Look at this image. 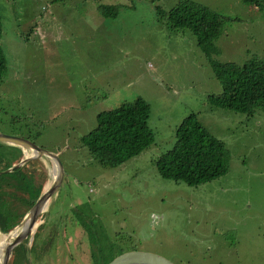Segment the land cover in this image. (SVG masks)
Returning a JSON list of instances; mask_svg holds the SVG:
<instances>
[{
    "label": "rangeland",
    "instance_id": "374dc122",
    "mask_svg": "<svg viewBox=\"0 0 264 264\" xmlns=\"http://www.w3.org/2000/svg\"><path fill=\"white\" fill-rule=\"evenodd\" d=\"M179 1L15 0V12L12 0H0L8 57L0 132L58 154L63 168L60 186L39 204L36 222L7 264L27 258L30 264L48 234L54 240L39 264H94L90 228L99 229V241L119 235L124 252L150 250L176 264H264V113L209 102L208 95L220 94L222 85L197 37L187 28H169L157 16L159 6L169 10ZM194 1L224 17L217 40L222 51L213 57L243 64L256 52L264 55L261 5ZM107 3H120L117 16L103 15L99 7ZM138 97L151 105L155 141L116 168L100 165L79 137L97 126L99 112ZM192 111L225 142L229 155L225 174L195 186L164 179L155 163L173 147L179 123ZM0 146V162L6 153L12 167L34 154L2 141ZM35 159L42 160L36 162L43 183L39 196V182L28 189L34 183V164L25 165L30 160L20 165L26 166L22 175L16 168L0 170L6 176L2 197L9 202L6 223L18 222L9 233L0 230L1 264L12 233L31 223L32 210L57 180L51 179L53 157Z\"/></svg>",
    "mask_w": 264,
    "mask_h": 264
},
{
    "label": "trees",
    "instance_id": "16d2710c",
    "mask_svg": "<svg viewBox=\"0 0 264 264\" xmlns=\"http://www.w3.org/2000/svg\"><path fill=\"white\" fill-rule=\"evenodd\" d=\"M245 1L256 6L261 5L260 8H264V0ZM12 6L16 12L15 0H12ZM99 8L103 15L115 17L119 11L120 3L102 4ZM157 10L158 18H166L169 28L175 30L187 28L197 37L198 45L206 53L213 65L215 75L222 85L220 94L208 95V100L212 105L249 115H254L257 112L264 113V55L256 52L243 64L234 61H221L213 57L214 54L219 57L222 51L217 40L224 33L223 15L194 0L179 1L169 10L159 6ZM48 32L50 29H45L47 35ZM2 36L3 19L0 14V86L4 82L8 62ZM253 38L256 39L255 36ZM150 117L151 105L143 97H138L113 109L99 112L97 126L87 134L80 136L79 142L84 149L88 148L100 165L116 168L140 155L153 144L155 132L149 124ZM3 149L4 147L0 146V152ZM19 149L20 152H23L21 147ZM18 154L20 153L18 152ZM4 156H6V162H0L1 171L12 167L9 156L6 153ZM2 157L0 153V160H3ZM40 161L42 160L34 159L25 164H34L32 173H30L34 183L28 189L39 182L38 196L41 194L43 186L42 179L40 180L37 175L38 163L36 162ZM155 163L158 173L164 179L183 181L195 186L225 174L229 169V155L225 142L213 135L199 120L198 113L192 111L179 123L173 147L157 156ZM24 169L26 166L25 168L20 166L13 172L22 175ZM45 174L47 173L45 172ZM4 175V173H0L2 178L0 182V214L5 216L0 221V230L9 233L18 222L6 223L8 216L5 212V205L9 202L6 195L2 197L4 188H6V182H4L6 176ZM51 179L53 182L54 178L51 177ZM22 218L23 215L20 214L18 220L21 221ZM42 226H38L39 229ZM87 231L89 242L92 244L94 264H107L124 252L125 249L121 246L119 235L111 238L112 242H106L98 240L101 237L99 229L90 228ZM52 237V234L47 235L39 255L30 258V264H39L40 257L48 251L45 250V245L54 240ZM26 243V241L23 242L22 246H25ZM28 259L22 261L23 264H28ZM15 263L19 264L20 261L15 260Z\"/></svg>",
    "mask_w": 264,
    "mask_h": 264
},
{
    "label": "water",
    "instance_id": "95a60500",
    "mask_svg": "<svg viewBox=\"0 0 264 264\" xmlns=\"http://www.w3.org/2000/svg\"><path fill=\"white\" fill-rule=\"evenodd\" d=\"M0 141L6 142L9 144H13L16 146H20L25 153L27 154V149L31 150L34 154L29 156L27 154L26 159L22 160L21 163L9 168L8 170L12 171L14 168H17L18 166L24 164L26 161L35 159L36 157H41L43 154L47 156H51L54 158L55 162L57 163L58 166V176L57 180L53 185H51L46 192H44L42 198L39 200L37 203L36 207L34 210H32L31 215V223L24 228V232L18 236L9 246V248L6 251V256L4 260V264L8 263L9 256L11 255L12 249L15 248L27 235V232H29V228L32 227V225L36 222L38 218V212L37 208L39 207V204L49 197L50 194H53V192L60 186L61 180L63 177V168L61 166L60 160H59V155L55 154L47 149L42 148L41 146H37L36 143L34 144L33 141L17 136V135H9V134H4L0 132ZM1 173V172H0ZM3 173V172H2ZM29 216V215H27ZM26 216V217H27ZM107 264H176L172 260L168 259L167 257L156 253L154 251L150 250H130L123 252L120 255H117L115 258H113L110 262Z\"/></svg>",
    "mask_w": 264,
    "mask_h": 264
},
{
    "label": "bare ground",
    "instance_id": "6f19581e",
    "mask_svg": "<svg viewBox=\"0 0 264 264\" xmlns=\"http://www.w3.org/2000/svg\"><path fill=\"white\" fill-rule=\"evenodd\" d=\"M58 174V166L55 164L54 167V173L52 174L53 178H56ZM31 221H29L30 223ZM27 226V225H26ZM24 232V229H20V227H18L11 235V240L8 244L12 243L13 240H15L18 236H20L22 233ZM8 249V248H7ZM1 264V263H0Z\"/></svg>",
    "mask_w": 264,
    "mask_h": 264
},
{
    "label": "crops",
    "instance_id": "0c3cea01",
    "mask_svg": "<svg viewBox=\"0 0 264 264\" xmlns=\"http://www.w3.org/2000/svg\"><path fill=\"white\" fill-rule=\"evenodd\" d=\"M43 34H44V35H47V34H46V33H44V32H43ZM41 225H43V224H41ZM39 226H40V225H39Z\"/></svg>",
    "mask_w": 264,
    "mask_h": 264
},
{
    "label": "clouds",
    "instance_id": "9594fccd",
    "mask_svg": "<svg viewBox=\"0 0 264 264\" xmlns=\"http://www.w3.org/2000/svg\"><path fill=\"white\" fill-rule=\"evenodd\" d=\"M54 181H55V178H54ZM54 181H53V182H54ZM52 184H53V183H52ZM10 256H11V255H10ZM8 262H9V261H8Z\"/></svg>",
    "mask_w": 264,
    "mask_h": 264
},
{
    "label": "flooded vegetation",
    "instance_id": "af4514ba",
    "mask_svg": "<svg viewBox=\"0 0 264 264\" xmlns=\"http://www.w3.org/2000/svg\"><path fill=\"white\" fill-rule=\"evenodd\" d=\"M56 179V178H55Z\"/></svg>",
    "mask_w": 264,
    "mask_h": 264
}]
</instances>
